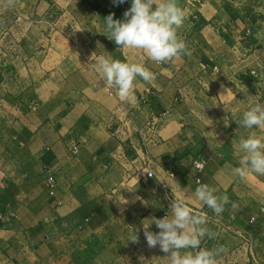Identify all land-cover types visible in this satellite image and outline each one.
I'll return each mask as SVG.
<instances>
[{
	"label": "crops",
	"instance_id": "0c3cea01",
	"mask_svg": "<svg viewBox=\"0 0 264 264\" xmlns=\"http://www.w3.org/2000/svg\"><path fill=\"white\" fill-rule=\"evenodd\" d=\"M213 1L179 0L192 54L157 65L100 33L131 0H0V264H167L142 222L170 212L173 195L207 213L219 236L201 246L225 245L219 264H264V175L233 171L248 130L234 102L219 100L228 81L211 78L228 57L213 51L226 42L214 37L217 15L203 18ZM93 53L142 63L156 79L138 78L135 100L121 102L91 70ZM196 159L206 161L199 175ZM198 177L238 209L216 216L201 205ZM135 228L138 243L127 240Z\"/></svg>",
	"mask_w": 264,
	"mask_h": 264
},
{
	"label": "clouds",
	"instance_id": "9594fccd",
	"mask_svg": "<svg viewBox=\"0 0 264 264\" xmlns=\"http://www.w3.org/2000/svg\"><path fill=\"white\" fill-rule=\"evenodd\" d=\"M115 4H123L125 0H113ZM16 0H7L8 6H14ZM186 14L179 5V0H131V6L123 13V19H114V13L104 18V31L100 32L115 42L119 49L139 50L157 65L171 63L181 56H190L186 41L180 37ZM95 61L91 70L100 74L109 89L121 102L132 103L135 100L134 89L137 79L152 83L155 73L144 64L130 60H119L100 56L90 58ZM225 126L229 118H224ZM239 127L248 130L247 136H241L238 150L242 153L239 167L233 171L244 179L249 173L264 175V136L258 135L257 129L264 132V105L255 104L236 121ZM202 170V169H201ZM150 176L151 174L148 173ZM195 199L206 206L216 216L222 215L231 205L235 212L238 205L230 201L226 194H217L215 187L198 182L195 188ZM170 212L162 218L145 219L143 234L147 246L159 247L165 253L167 264H219L221 254H226L225 245L208 248L201 246L202 241L215 240L219 233L209 227V218L203 210H194L185 199L173 195ZM145 221H148L147 223ZM152 224L159 229L150 231ZM138 229L130 232L127 240L139 242ZM141 261L144 260L140 257Z\"/></svg>",
	"mask_w": 264,
	"mask_h": 264
},
{
	"label": "rangeland",
	"instance_id": "374dc122",
	"mask_svg": "<svg viewBox=\"0 0 264 264\" xmlns=\"http://www.w3.org/2000/svg\"><path fill=\"white\" fill-rule=\"evenodd\" d=\"M207 13L204 20L217 15L213 19L220 25L214 37L226 41L213 51L228 55L222 71L211 66V78L228 81L219 100L234 102L230 112L242 116L251 106L264 105V0H216Z\"/></svg>",
	"mask_w": 264,
	"mask_h": 264
},
{
	"label": "built area",
	"instance_id": "2783aa9c",
	"mask_svg": "<svg viewBox=\"0 0 264 264\" xmlns=\"http://www.w3.org/2000/svg\"><path fill=\"white\" fill-rule=\"evenodd\" d=\"M214 71L215 72H218V69L217 68H214ZM77 151H78L77 148H74L73 152L74 153H77ZM205 167H206V161L205 160H203V159H200V160L196 159V160L193 161V168H194L196 174L199 175L200 173H202L205 170ZM148 173H150L151 176ZM145 176L147 178L156 177L155 169H154V167H153V165L151 164L150 161H147V164L145 166ZM197 182H201V180H200L199 177L197 178ZM56 185H57V182H56V180H55L54 177L49 176L46 179L47 190H48V192H49V194L51 196H54V194H55ZM171 200L172 199L170 197H168V203H169V205H170ZM169 205L167 206V210H169ZM166 214H167V211H166Z\"/></svg>",
	"mask_w": 264,
	"mask_h": 264
}]
</instances>
